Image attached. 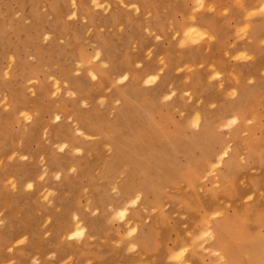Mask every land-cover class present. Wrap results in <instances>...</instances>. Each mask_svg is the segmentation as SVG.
I'll list each match as a JSON object with an SVG mask.
<instances>
[{
    "label": "rangeland",
    "instance_id": "obj_1",
    "mask_svg": "<svg viewBox=\"0 0 264 264\" xmlns=\"http://www.w3.org/2000/svg\"><path fill=\"white\" fill-rule=\"evenodd\" d=\"M261 1L0 0V264H264Z\"/></svg>",
    "mask_w": 264,
    "mask_h": 264
},
{
    "label": "crops",
    "instance_id": "obj_2",
    "mask_svg": "<svg viewBox=\"0 0 264 264\" xmlns=\"http://www.w3.org/2000/svg\"><path fill=\"white\" fill-rule=\"evenodd\" d=\"M207 2H212L215 3L218 8H230L232 13L234 14H240V15H235V16H240L238 17L239 20H244L242 17V12L244 9L248 8H254L256 7L261 0H206ZM261 3L264 4V0L261 1ZM203 19L205 17V14H201ZM212 15H209V21H211ZM249 23L255 24V25H262L264 24V14H259L257 16H254L250 18Z\"/></svg>",
    "mask_w": 264,
    "mask_h": 264
},
{
    "label": "bare ground",
    "instance_id": "obj_3",
    "mask_svg": "<svg viewBox=\"0 0 264 264\" xmlns=\"http://www.w3.org/2000/svg\"><path fill=\"white\" fill-rule=\"evenodd\" d=\"M123 150V149H122ZM229 223V222H228ZM229 225V224H228ZM230 226V225H229ZM239 227V226H238ZM240 227H242L243 228V226L241 225ZM237 228V227H236ZM229 229V228H228ZM244 231V230H243ZM237 232V231H236ZM231 233V232H230ZM242 233V232H241ZM241 233H239L238 232V234H241ZM236 234V233H235ZM245 234V233H244ZM255 235V234H254ZM242 237H243V235H242ZM231 238V237H230ZM220 239V238H219ZM258 239H260V237L258 238ZM222 241V240H221ZM236 241H237V239H236ZM240 241V240H239ZM260 241H261V244L260 245H258V246H260V248L259 249H257V247H254V248H252L251 250H250V253H252L253 254V256H255V257H257V253H258V251H260V252H262V253H264V238H262V239H260ZM218 242V241H217ZM255 242V241H254ZM260 243V242H259ZM236 244H237V242H236ZM222 245H224V244H222ZM231 245H233V243L231 244ZM257 245V244H256ZM225 246V245H224ZM225 249V248H224ZM233 250V249H232ZM244 251H245V249H243ZM231 252V251H230ZM233 252V251H232ZM224 253V252H223ZM225 254V253H224ZM235 254V253H234ZM248 254V253H247ZM226 255V254H225ZM249 255V254H248ZM242 256V255H241ZM245 256V255H244ZM231 257V256H230ZM248 257V256H247ZM251 257V256H250ZM217 258V257H216ZM215 258V259H216ZM252 258V257H251ZM236 259V258H235ZM239 259H240V257H239ZM250 259V258H249ZM228 260V259H227ZM215 261V260H214ZM217 262H218V260H217ZM226 262V261H225ZM233 261H231V263H232ZM240 262H242V261H240ZM211 263V262H210ZM209 263V264H210ZM249 263H251V261L249 262ZM253 264V263H252Z\"/></svg>",
    "mask_w": 264,
    "mask_h": 264
},
{
    "label": "snow or ice",
    "instance_id": "obj_4",
    "mask_svg": "<svg viewBox=\"0 0 264 264\" xmlns=\"http://www.w3.org/2000/svg\"><path fill=\"white\" fill-rule=\"evenodd\" d=\"M155 77L150 78V80L146 81V83H151L152 80H154ZM57 119H59V117H57ZM234 122V121H233ZM29 187H31V185H29ZM133 203H135V201H133ZM123 213H120V216L123 217ZM133 231H135V229H133ZM79 233H77L78 235ZM205 236L208 235V233H204ZM187 251V249H181V251L179 253H177V255L174 257V259H179L180 257H182L184 255V253Z\"/></svg>",
    "mask_w": 264,
    "mask_h": 264
}]
</instances>
